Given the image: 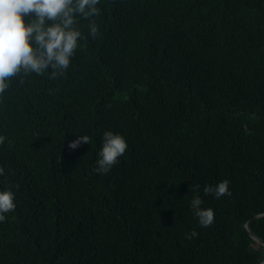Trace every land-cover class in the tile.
<instances>
[{
    "label": "trees",
    "instance_id": "trees-1",
    "mask_svg": "<svg viewBox=\"0 0 264 264\" xmlns=\"http://www.w3.org/2000/svg\"><path fill=\"white\" fill-rule=\"evenodd\" d=\"M97 7L100 35L77 17L64 76H18L0 96V190L16 205L0 264H263L264 0ZM106 131L128 148L100 175ZM224 180L231 196L204 195Z\"/></svg>",
    "mask_w": 264,
    "mask_h": 264
},
{
    "label": "clouds",
    "instance_id": "clouds-1",
    "mask_svg": "<svg viewBox=\"0 0 264 264\" xmlns=\"http://www.w3.org/2000/svg\"><path fill=\"white\" fill-rule=\"evenodd\" d=\"M100 0H0V96L10 87V81L18 76L32 73L44 75L51 70L50 79L64 76L76 54L82 33L77 27V17L89 20L93 39L100 33L92 18L100 14L97 5ZM23 83V80H21ZM94 171L100 175L109 173L119 163L128 148L120 134L106 131ZM5 137L0 136V144ZM87 135L69 143L75 150L82 144H90ZM4 168L0 167V175ZM199 188V185L196 186ZM204 195L212 194L216 199L228 195L229 181L219 182L215 187H204ZM15 194L10 189L0 190V222L5 214L15 210ZM203 201L197 194L191 201V208L202 227L214 223V211L201 208ZM192 237L198 233L193 231Z\"/></svg>",
    "mask_w": 264,
    "mask_h": 264
},
{
    "label": "water",
    "instance_id": "water-1",
    "mask_svg": "<svg viewBox=\"0 0 264 264\" xmlns=\"http://www.w3.org/2000/svg\"><path fill=\"white\" fill-rule=\"evenodd\" d=\"M262 217H264V215L256 216V217H254L252 220L260 219V218H262ZM248 223H249V221L246 223V228H248ZM251 236H252L256 241H258V242H260L261 244L264 245V239H262V238L256 236V235L253 234V233L251 234ZM263 264H264V263H263Z\"/></svg>",
    "mask_w": 264,
    "mask_h": 264
}]
</instances>
